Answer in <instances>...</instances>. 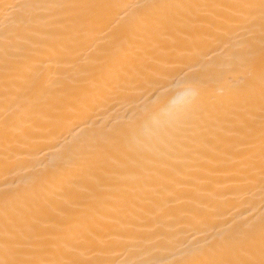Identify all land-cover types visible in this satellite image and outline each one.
<instances>
[{"label":"snow or ice","instance_id":"snow-or-ice-1","mask_svg":"<svg viewBox=\"0 0 264 264\" xmlns=\"http://www.w3.org/2000/svg\"><path fill=\"white\" fill-rule=\"evenodd\" d=\"M97 7L59 0L0 4V74L17 101L2 124L5 139L27 133L17 122L50 63L45 52L66 33L83 30ZM107 7L119 9L131 29L106 70L109 96L147 86L156 103L99 141L68 142L48 166L51 181L43 175L23 188L0 189V264H264V0H142ZM178 32L194 33L201 42L237 36L245 43L228 73L170 81L165 91L175 89L178 102L157 95L161 69L128 79L116 66L125 45ZM80 174L88 182L71 207L64 178ZM257 191L259 217L192 232L187 241L161 224L162 218L171 223L191 216L189 227L198 230L202 210L211 212L218 197L252 201ZM172 248L181 251L179 259L154 258Z\"/></svg>","mask_w":264,"mask_h":264},{"label":"bare ground","instance_id":"bare-ground-1","mask_svg":"<svg viewBox=\"0 0 264 264\" xmlns=\"http://www.w3.org/2000/svg\"><path fill=\"white\" fill-rule=\"evenodd\" d=\"M28 0H0L2 3H24ZM98 5L92 10L91 21H85L81 31L68 32L51 44L45 52L50 61L45 66V75L33 92V103L20 128H26L24 135H10L5 139L2 124L6 115L15 106V91L5 92L0 74V189L9 185L23 188L36 177L48 175L51 160L60 155L67 143L79 140L81 146L99 141L111 128L120 126L130 119L138 118L146 108L156 103L153 89L147 86L130 89L122 97L109 96L107 92V69L113 63L115 47L127 39L131 29L125 24L120 10L109 5L135 4L142 0H59ZM181 2V0H173ZM185 3H228L233 0H182ZM258 2V0H252ZM2 23V21H0ZM258 34L256 54L259 55ZM245 43L237 36L224 38L222 42H201L197 35L178 32L172 37L156 35L142 38L132 47L121 50L116 66L128 79L149 69H161L159 86L161 100L177 101L175 89L169 82L187 74L205 81L217 73H228L235 62V54ZM166 66V68L164 67ZM51 69L49 72L48 69ZM60 183V180H56ZM87 174L64 178V196L71 207H76L81 197L79 189L87 184ZM260 198L257 191L252 201L244 198L220 196L211 212L202 210L204 223L198 230L191 229V216L178 218L161 224L170 227L185 241L192 238V232L200 235L214 228L225 227L234 221L254 214L259 217ZM181 257L178 248L156 251L154 258L172 261Z\"/></svg>","mask_w":264,"mask_h":264}]
</instances>
